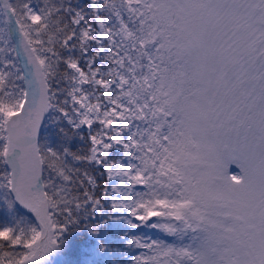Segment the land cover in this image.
<instances>
[{"label": "snow or ice", "instance_id": "6c2138e0", "mask_svg": "<svg viewBox=\"0 0 264 264\" xmlns=\"http://www.w3.org/2000/svg\"><path fill=\"white\" fill-rule=\"evenodd\" d=\"M0 18V264H264V0Z\"/></svg>", "mask_w": 264, "mask_h": 264}, {"label": "trees", "instance_id": "16d2710c", "mask_svg": "<svg viewBox=\"0 0 264 264\" xmlns=\"http://www.w3.org/2000/svg\"><path fill=\"white\" fill-rule=\"evenodd\" d=\"M74 144L78 145L79 141H75ZM48 173L45 171L44 176H47ZM137 235L139 236H147V237H152L153 239H156V236L151 233L150 229H143V230H133ZM151 233V234H150ZM122 235V234H121ZM115 246L120 252H123V256H116L113 258L114 264H131V260L129 258V252H131L132 256H135L136 252H141L142 249H137V248H132L128 249L126 246H122L120 240L116 238V236L112 237ZM85 253L83 250H81L77 255H74L72 257L64 256V255H57V264H65V262L68 259H80L81 264H83L82 259L84 257Z\"/></svg>", "mask_w": 264, "mask_h": 264}, {"label": "rangeland", "instance_id": "374dc122", "mask_svg": "<svg viewBox=\"0 0 264 264\" xmlns=\"http://www.w3.org/2000/svg\"><path fill=\"white\" fill-rule=\"evenodd\" d=\"M0 19H2V18H0ZM0 59H2V57H0ZM150 231H151L152 234H154L156 236V239H167L169 242L173 241L172 237L167 236V234L161 232L158 229H150ZM83 247H86V245H82V248ZM137 255H138V253H137ZM52 260H53V264H57V262H56L57 261V255L53 256ZM83 262H84V264H87V261L85 260V257L83 259Z\"/></svg>", "mask_w": 264, "mask_h": 264}]
</instances>
